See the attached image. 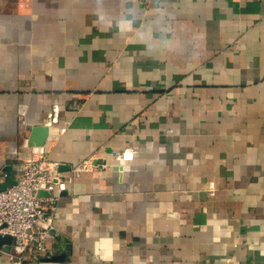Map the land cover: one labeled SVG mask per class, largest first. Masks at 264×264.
Wrapping results in <instances>:
<instances>
[{
    "label": "crops",
    "instance_id": "1",
    "mask_svg": "<svg viewBox=\"0 0 264 264\" xmlns=\"http://www.w3.org/2000/svg\"><path fill=\"white\" fill-rule=\"evenodd\" d=\"M30 158L36 264H264V0H0V189Z\"/></svg>",
    "mask_w": 264,
    "mask_h": 264
},
{
    "label": "built area",
    "instance_id": "2",
    "mask_svg": "<svg viewBox=\"0 0 264 264\" xmlns=\"http://www.w3.org/2000/svg\"><path fill=\"white\" fill-rule=\"evenodd\" d=\"M57 166L44 158L27 159L15 182L0 189V235L12 237L11 244L28 254V264H36L43 256L53 228L46 211L54 209L55 188L65 187L56 180Z\"/></svg>",
    "mask_w": 264,
    "mask_h": 264
},
{
    "label": "water",
    "instance_id": "3",
    "mask_svg": "<svg viewBox=\"0 0 264 264\" xmlns=\"http://www.w3.org/2000/svg\"><path fill=\"white\" fill-rule=\"evenodd\" d=\"M46 128L44 126H37L32 129L30 134V144L42 145L46 137ZM12 237L8 234L0 235V243L5 245L6 248L11 245Z\"/></svg>",
    "mask_w": 264,
    "mask_h": 264
}]
</instances>
